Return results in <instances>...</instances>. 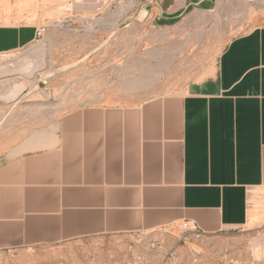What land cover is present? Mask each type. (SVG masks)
I'll return each mask as SVG.
<instances>
[{"label": "crops", "instance_id": "0c3cea01", "mask_svg": "<svg viewBox=\"0 0 264 264\" xmlns=\"http://www.w3.org/2000/svg\"><path fill=\"white\" fill-rule=\"evenodd\" d=\"M218 1L141 0L102 43L88 39L80 90L50 91L53 106L28 109L26 127L17 125L19 142L31 132L30 156L8 155L11 127L0 124V255L106 235L263 226L255 220L264 205V24L181 89L173 85L183 82V46L150 42L154 30L178 33L173 21L189 7ZM57 2L0 0V55L50 32ZM96 66L101 88L89 91L82 71Z\"/></svg>", "mask_w": 264, "mask_h": 264}, {"label": "rangeland", "instance_id": "374dc122", "mask_svg": "<svg viewBox=\"0 0 264 264\" xmlns=\"http://www.w3.org/2000/svg\"><path fill=\"white\" fill-rule=\"evenodd\" d=\"M139 1L58 0L54 10L56 18L50 20V32H45L29 48L0 55V82L14 80L13 84H17L20 92L17 98L0 96V124L11 127L4 133L8 140V155H31V132H23V142L17 140V135H22L16 131L17 125L26 127L30 120L29 116L22 115H28V109L32 107L47 109L53 106V101L48 98L50 91H79L78 63L87 54L86 41L97 44L106 35H111L124 22L120 20L122 15L136 11ZM202 7L199 4L196 9L189 7L186 13L178 14H186L173 21L181 28L178 33L164 36L154 30L150 38L152 44L167 42L183 46L180 62L183 82L174 84L175 89L185 88L194 78L209 76L231 41L264 24V19L260 18L264 14V0H220V5L212 10L206 11ZM98 28L99 33L96 32ZM143 40V34L137 35V43ZM101 55L98 57L99 53H96L92 58H98V63ZM102 70L97 66L83 68L89 91L101 88V80L96 78L101 77ZM69 79L73 81L70 88L69 84L63 83ZM75 102L71 100L72 104ZM22 118L24 120L20 121ZM21 144L24 148L19 152L17 147ZM262 207V216H257L255 223L263 226H251L227 235L204 237L189 233L188 229L183 236L168 230L106 235L53 248L0 255V264H162L166 261L177 264H264V205Z\"/></svg>", "mask_w": 264, "mask_h": 264}, {"label": "bare ground", "instance_id": "6f19581e", "mask_svg": "<svg viewBox=\"0 0 264 264\" xmlns=\"http://www.w3.org/2000/svg\"><path fill=\"white\" fill-rule=\"evenodd\" d=\"M220 4V0L218 1ZM164 35V34H163ZM41 67V66H40ZM30 69V66L27 67ZM38 68V66H37ZM35 69V68H34ZM33 72V71H32ZM28 74V73H27ZM2 77V76H1ZM16 79V78H15ZM14 80H7L5 82H0V96L7 97V98H17L19 97V88L17 84H13ZM5 92V93H3ZM2 94V95H1ZM262 216V215H261ZM256 221V220H255Z\"/></svg>", "mask_w": 264, "mask_h": 264}, {"label": "built area", "instance_id": "2783aa9c", "mask_svg": "<svg viewBox=\"0 0 264 264\" xmlns=\"http://www.w3.org/2000/svg\"><path fill=\"white\" fill-rule=\"evenodd\" d=\"M46 30H47V27H43L38 31V39L41 38L45 34ZM162 264H177V263L166 261V262H163Z\"/></svg>", "mask_w": 264, "mask_h": 264}]
</instances>
